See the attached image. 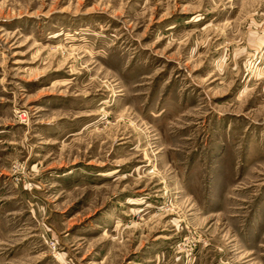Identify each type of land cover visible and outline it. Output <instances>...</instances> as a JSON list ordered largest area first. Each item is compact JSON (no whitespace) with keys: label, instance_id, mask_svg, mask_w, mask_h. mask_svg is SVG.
I'll return each instance as SVG.
<instances>
[{"label":"rangeland","instance_id":"374dc122","mask_svg":"<svg viewBox=\"0 0 264 264\" xmlns=\"http://www.w3.org/2000/svg\"><path fill=\"white\" fill-rule=\"evenodd\" d=\"M0 264H264V0H0Z\"/></svg>","mask_w":264,"mask_h":264}]
</instances>
